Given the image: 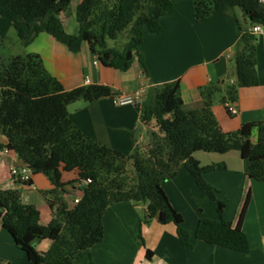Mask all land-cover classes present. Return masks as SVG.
<instances>
[{
    "label": "trees",
    "instance_id": "1",
    "mask_svg": "<svg viewBox=\"0 0 264 264\" xmlns=\"http://www.w3.org/2000/svg\"><path fill=\"white\" fill-rule=\"evenodd\" d=\"M71 0H0V45L14 29L24 47L39 34H47L78 53L86 43L90 53L104 67L127 72L132 53L145 71L138 48L144 30L162 31L160 19L173 7L172 0H81L75 10L78 34L64 32L62 15H69ZM245 23L264 28L261 0H197L193 17L203 22L214 15L231 17L237 35L232 62L236 83H211L199 89L203 108L185 112L179 82L149 89L140 105V122L149 128L150 138L143 148L136 146L131 156L103 146L86 137L71 121L68 107L75 102L94 103L112 99L104 85H85L65 90L44 68L37 54L13 57L0 68V135L6 140L0 149L14 153L32 176L42 174L52 185L41 192L53 211L47 226L39 224V211L21 202L18 190H0V220L28 264H76L77 257L104 237L103 215L114 204L132 203L143 207L141 225L157 220L174 224L182 246L192 248L182 216L171 206L162 184L175 178L184 165L198 190L216 203L217 220L201 218L194 237L210 246L247 254L249 242L241 231L247 196L235 227L223 218L226 203L204 176L225 170V165L200 166L197 152L223 155L239 152L248 162L247 176L264 182V120L243 124L237 131L224 133L213 115L215 103L229 106L238 101L241 88L258 86L255 36L242 30L235 11ZM126 34L123 51L108 46ZM255 132L256 141H251ZM131 163L133 178L127 174ZM77 171V179L62 182V173ZM79 202L72 208L64 198L67 188L82 181ZM31 186V180L24 183ZM142 241L141 236H139ZM51 241L49 250L39 253L38 242ZM147 258L151 253L147 251ZM208 264H213L210 261Z\"/></svg>",
    "mask_w": 264,
    "mask_h": 264
},
{
    "label": "crops",
    "instance_id": "2",
    "mask_svg": "<svg viewBox=\"0 0 264 264\" xmlns=\"http://www.w3.org/2000/svg\"><path fill=\"white\" fill-rule=\"evenodd\" d=\"M80 1L71 0L74 12L61 16L67 34H78L75 10ZM195 1L172 0V9L160 19L162 31L152 34L144 30L138 54L146 72L136 53L131 54L129 70L120 72L102 66L86 43L74 54L44 33L24 47L23 55H39L45 70L67 91L85 85L110 87L114 94L112 99L94 103L78 101L70 105V119L86 137L131 156L136 146L143 148L148 143L144 134L150 130L140 122L143 99L136 105L115 108L112 103L115 97L143 90L144 98L149 89L178 81L182 108L190 112L203 108L200 88L218 82L236 83L232 62L237 41L234 23L231 17L224 15L196 22L192 10ZM235 14L241 29L249 30L240 11L236 10ZM254 36L258 86L239 89L238 101L232 105L237 110L235 116L228 114L225 105L215 103L212 106L213 115L224 133L235 132L243 124L264 120V35ZM124 45L122 42L118 51H123ZM5 143V138L0 135V146ZM193 158L202 167L225 165L224 171L208 173L204 178L219 191L218 198L226 202L223 218L233 227L238 223L246 197H249L241 222V231L249 242V253H236L195 239V229L201 218L218 219L216 204L198 190L184 165H180L175 178L164 182L162 188L171 206L182 216L192 248L180 244L174 224L161 225L154 219L148 225H141L143 207L119 203L109 206L103 215V241L82 252L76 264H208L210 261L213 264H264V182L247 176L248 162L237 151L223 155L197 152ZM20 166L14 153L0 149V190H18L21 202L36 207L40 214L39 224L47 226L53 219V211L41 192L50 191L52 185L42 174L31 177V186L14 182L10 168ZM77 176V171L63 172L61 179L63 183H70ZM76 196L78 191L72 184L64 195L69 208L73 207ZM50 246L51 241L43 240L37 243L36 250L45 253ZM147 251L151 258L146 257ZM0 264H28L26 255L16 247L1 220Z\"/></svg>",
    "mask_w": 264,
    "mask_h": 264
},
{
    "label": "built area",
    "instance_id": "3",
    "mask_svg": "<svg viewBox=\"0 0 264 264\" xmlns=\"http://www.w3.org/2000/svg\"><path fill=\"white\" fill-rule=\"evenodd\" d=\"M261 1L264 2V0H261ZM248 31L252 35H259V34L264 35V28L259 24L253 25L252 27L249 28ZM86 82H88V80H86ZM142 97H143V90H137L132 95H122V96L115 97L112 100V103L115 108L126 106V105H136L137 102L142 99ZM227 112L231 117L237 114V110L232 105L227 106ZM9 172H10L11 179L17 183H22V184L27 183L28 181L31 180V177H32L31 170L25 166L11 167ZM89 183H90L89 180H85V181H82L80 184L76 185L78 196H76L73 199V202H72L73 206L76 205L80 200L81 193H82L81 189Z\"/></svg>",
    "mask_w": 264,
    "mask_h": 264
},
{
    "label": "rangeland",
    "instance_id": "4",
    "mask_svg": "<svg viewBox=\"0 0 264 264\" xmlns=\"http://www.w3.org/2000/svg\"><path fill=\"white\" fill-rule=\"evenodd\" d=\"M74 8H75L74 5H70L69 15L74 12L73 11ZM192 10H193V7H192ZM122 42L125 44V42H126V34L120 36L115 42L108 41V46L110 48H114L115 47L117 50H120L121 49L120 45L122 44ZM23 53H24V46L21 43V41L18 39L15 30L11 29L9 34H8V36H7V38L0 45V68L4 67V66H7L9 64L10 60L13 57L22 56ZM144 98L142 97V99H144ZM139 102H140V100L137 103L139 104ZM144 136L147 139V141H149L150 131L145 132ZM250 139H251L252 142L256 141L255 132L252 133ZM127 174L129 176V179L131 181H133L134 180V178H133V168H132V164L131 163H129L127 165ZM220 200L224 201V199H220ZM142 215H143V212H141V216Z\"/></svg>",
    "mask_w": 264,
    "mask_h": 264
},
{
    "label": "water",
    "instance_id": "5",
    "mask_svg": "<svg viewBox=\"0 0 264 264\" xmlns=\"http://www.w3.org/2000/svg\"><path fill=\"white\" fill-rule=\"evenodd\" d=\"M136 136H137V133H135L134 138H136Z\"/></svg>",
    "mask_w": 264,
    "mask_h": 264
}]
</instances>
